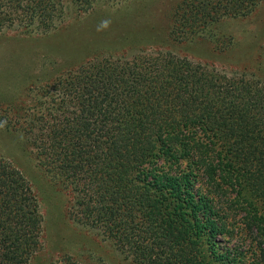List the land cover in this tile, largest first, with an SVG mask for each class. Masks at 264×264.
<instances>
[{
	"label": "trees",
	"instance_id": "16d2710c",
	"mask_svg": "<svg viewBox=\"0 0 264 264\" xmlns=\"http://www.w3.org/2000/svg\"><path fill=\"white\" fill-rule=\"evenodd\" d=\"M95 1L71 3L89 13ZM61 2L0 0V32L48 34ZM262 3L181 0L168 38L194 41ZM92 58L32 86V108L21 105L18 121L0 115V127L25 133L39 164L74 193L79 221L133 264H264L263 80L138 46ZM42 230L31 185L1 160L0 264H28Z\"/></svg>",
	"mask_w": 264,
	"mask_h": 264
},
{
	"label": "rangeland",
	"instance_id": "374dc122",
	"mask_svg": "<svg viewBox=\"0 0 264 264\" xmlns=\"http://www.w3.org/2000/svg\"><path fill=\"white\" fill-rule=\"evenodd\" d=\"M71 1L62 0L63 19L48 34L22 28L0 32V115L18 121L20 108L33 106L27 93L36 83L52 82L96 54L119 57L134 46L172 51L229 73L248 68L264 82V3L247 18L223 20L202 38L172 35L182 40L173 42L168 38L172 13L181 0H96L89 13ZM126 36L133 43L126 44ZM10 131L0 127V161L11 162L24 175L43 215L41 249L28 264H133L111 239L79 221L71 189L39 164L24 132Z\"/></svg>",
	"mask_w": 264,
	"mask_h": 264
},
{
	"label": "clouds",
	"instance_id": "9594fccd",
	"mask_svg": "<svg viewBox=\"0 0 264 264\" xmlns=\"http://www.w3.org/2000/svg\"><path fill=\"white\" fill-rule=\"evenodd\" d=\"M107 26H108V21H104L102 27H107Z\"/></svg>",
	"mask_w": 264,
	"mask_h": 264
}]
</instances>
